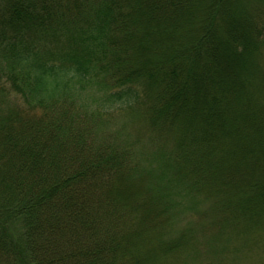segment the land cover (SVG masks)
<instances>
[{"label": "trees", "instance_id": "1", "mask_svg": "<svg viewBox=\"0 0 264 264\" xmlns=\"http://www.w3.org/2000/svg\"><path fill=\"white\" fill-rule=\"evenodd\" d=\"M179 6L191 56L148 59V26L188 19L147 15ZM260 153L264 0H0V264H148L140 243L165 264H233L262 245L259 196L238 189Z\"/></svg>", "mask_w": 264, "mask_h": 264}, {"label": "rangeland", "instance_id": "2", "mask_svg": "<svg viewBox=\"0 0 264 264\" xmlns=\"http://www.w3.org/2000/svg\"><path fill=\"white\" fill-rule=\"evenodd\" d=\"M177 4L178 3H176V5ZM236 4H237L236 6L240 8L241 2L240 3L236 2ZM208 6L209 4L207 5V3H202L200 7H197V8L199 9V12L203 11L204 15L205 14L207 15L209 12ZM241 7H246V4L242 5ZM218 13L212 16L214 17L215 25L218 26L217 35H216L217 37H215L216 42H217L216 49L218 52H221L220 54L224 58L223 59L224 64L227 67H229V73L227 76L230 79L235 80L239 72L238 70L236 71L235 69H233L232 64L233 62L235 63L236 61L234 60L232 56L225 55L227 51H225V46H223L224 41L222 40V38H225V41H226V38L228 37V35L232 37L233 31L235 30L236 27L235 25H233L234 27H231V26L229 27V24H226L227 21L225 20V18H223L222 15L218 16ZM226 14L227 13L224 12V15ZM147 16H148V20L149 21L151 20V22L152 20H157L158 23H162L165 21V22L174 23V24L180 23L181 26H183L182 23H184L182 19L183 20L186 18L188 19V21L184 20L185 21V24L183 26L185 27L183 29L184 32L179 31L178 29L171 27V26L166 27V26H163L162 24H160V26H156V24H150V26H148V30H149V33L154 35L155 37L154 42H151L149 44L146 42L142 43L143 45L147 44L145 45L146 47L144 48L143 52L145 51V56L148 59L158 58V57L164 58L165 54H167V51H169V49L171 48H179L181 50L180 53L182 54V56H187V57L191 56L189 44H190L191 39L195 38V36H197V33H198V32L196 33V31L192 32L196 24L195 22L196 15L194 13V10L187 9L186 6H183V7L179 6L175 8V12L173 14H169L168 11L166 12L163 11V13H160V14H156L154 12V13L148 14ZM187 27H188V30H186ZM188 31L191 33H188ZM148 36L149 35H147V37ZM158 36H160V38H157ZM215 53H216V50H215ZM212 54H214V51ZM236 64H239V67L241 65L240 62H236ZM147 112L148 111L146 110H142L139 116L138 117L136 116V118H138L139 121L145 120V115L147 114ZM117 129L119 128H117V125H116L113 131ZM142 134L148 135V128L144 124L142 127ZM251 167H254V171L252 173L248 172V174L244 177L245 181L240 184L238 189H243V190L250 189V190H253V195L258 194L260 203L258 205V209L255 208L254 210L253 219L255 220V218L257 217L260 218L262 217V215H264V191H260L257 188V184L259 183V181L264 180V160L262 159L261 153L258 155V159L256 160V162H254L251 165ZM262 188H264V185ZM135 191L136 190H132L131 193L134 195L136 194V193H133ZM254 223H256V221ZM249 230L253 232L256 230V228L251 226ZM261 231H264V227L261 229ZM236 235L240 237V233L239 235L236 233ZM138 237L139 235L136 237V239ZM142 238H144V236L141 234L138 239H142ZM261 244H262L261 249H259L258 247H254V246L251 248L250 246L248 248L242 247L245 253L241 252L240 254H238V256L234 258L232 263L233 264H264V235L262 237ZM137 248H138L139 257L141 259L143 258L144 260H147L148 264H165L166 263L165 258L159 259L158 256H154L155 258L153 257L155 253H152L149 251L150 244L140 243L138 244ZM220 259L221 258H219L218 260L220 261Z\"/></svg>", "mask_w": 264, "mask_h": 264}]
</instances>
